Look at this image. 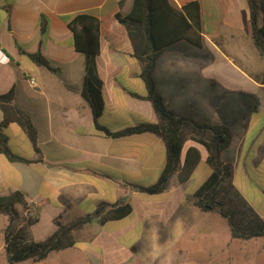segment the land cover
Masks as SVG:
<instances>
[{
    "label": "crops",
    "instance_id": "obj_1",
    "mask_svg": "<svg viewBox=\"0 0 264 264\" xmlns=\"http://www.w3.org/2000/svg\"><path fill=\"white\" fill-rule=\"evenodd\" d=\"M189 1L193 0H170L179 8ZM197 1L205 44L198 48L182 40L165 49L155 63L156 87L176 114L193 117L177 110L180 103L175 88H184L188 79H192V87L197 92L201 88L195 84V77L197 81L206 82L210 91L214 89L218 94L221 85L211 75H218L219 66L222 65L229 67L225 75L230 81L247 83L249 92H245L239 83H232L230 87L221 86L224 90L221 91L222 95L246 94L254 99L247 112L237 111L239 114L233 126L223 122L231 126L233 131V139L223 153V160L231 162L233 184L259 212L248 195L236 185L235 177L239 171L242 179L249 180L253 166L259 168L264 177V118L259 117L264 116V84L253 80L249 72L239 67L233 55L228 58L223 54L224 36L229 50L239 53L240 45L243 44L235 32L229 31V35H225L223 31L233 24L226 11L227 7L235 8L231 0ZM132 5L133 0H0V95L14 91L12 104L30 119L36 130L38 148V151L33 148L26 132L19 125L11 123L2 128L0 132L5 136L11 154L27 162L10 160L0 152V196L7 197L18 190L30 205L38 207V220L29 228L35 240L43 241L57 228L54 223L56 217L61 216V221L66 223L91 213L98 202L113 204L125 201L133 206V196L139 191L131 180L134 177L141 178L146 173L145 176L149 175L150 180L142 186H147L157 179L164 165V144L160 157L149 165L155 154L152 147L160 145L157 135L144 133L113 138L96 129L93 110L82 96L87 59L84 53L75 50L72 32L67 27V23L81 12L100 20V50L93 62L102 84L103 110L99 122L115 131L137 123L155 121L157 114L156 117L153 115L149 101L144 98L146 91L140 78V57L145 48V37L140 27L127 26L116 20V13L126 16ZM243 15L240 32L250 36L247 31L248 5ZM204 16H208L211 25V33L207 35L203 30ZM187 45L197 49L205 47V58L185 56ZM167 52L170 56H167L168 63L164 68L170 88L164 93L158 84L156 68ZM32 55L44 57L48 66L35 63ZM238 58L241 60V55ZM183 78L186 81H182ZM30 79L34 80L35 87L30 84ZM204 97L202 106L210 111L212 101L206 99V95ZM191 98L192 101L196 99L194 95ZM2 115L0 108V121ZM253 116L258 118L253 119ZM195 121L206 123L199 119ZM212 122L214 125L220 124ZM251 133L253 135L249 137ZM137 142L148 144L141 156L136 152ZM191 145H195L194 142L186 139L181 160ZM200 150L202 158L185 183H178L177 173L170 176L169 180L173 179L178 195L166 188L160 193L168 196L164 201H170L172 205L176 201H184L197 208L191 195L211 173V168L205 162L206 157L202 154L204 149L200 147ZM202 161L205 163L203 167L200 166ZM200 169H204L202 176L197 175ZM194 179L198 183L189 196L184 189ZM257 193L264 196V188ZM162 206L165 207L166 203ZM185 214L179 221L180 227L187 221ZM211 214L208 219L215 220ZM7 223V217L0 214V264H8L4 250V228ZM94 223L85 225L80 231ZM59 251L62 252H50L43 261L26 260L16 264H60L58 258L50 256ZM84 254L88 264L103 262L102 257L98 258L90 252Z\"/></svg>",
    "mask_w": 264,
    "mask_h": 264
},
{
    "label": "trees",
    "instance_id": "obj_2",
    "mask_svg": "<svg viewBox=\"0 0 264 264\" xmlns=\"http://www.w3.org/2000/svg\"><path fill=\"white\" fill-rule=\"evenodd\" d=\"M248 5V34L254 49L264 56V0H246ZM200 5L197 0L189 1L181 8L170 0H133L130 12L123 16L116 13V20L127 26H137L145 37L146 44L141 60L140 78L145 87L147 99L157 119L137 123L112 131L102 125L98 118L103 110L102 84L96 74L94 57L100 50V20L94 15L81 12L67 23L73 35L76 51L86 56V78L82 96L93 110V123L98 131L113 138H123L134 134L151 133L159 137L165 147L164 165L154 182L147 186H135L140 192L160 194L165 191L172 174L177 173L179 184L185 183L198 165L200 147L207 152L206 164L211 173L191 195L193 204L203 212H215L229 226L230 237L238 240L264 238V217L257 212L244 195L233 184L231 162L223 160V153L233 139L231 126L224 123L207 124L195 121L193 117L176 114L158 92L154 77L155 63L165 49L175 42L185 40L198 48L205 44L202 35ZM39 65H47L44 57L32 55ZM253 80L264 84V72L252 76ZM14 91L0 95V108L3 113L0 131L6 125L15 123L25 132L33 148L38 151L36 130L27 114L12 104ZM190 139L195 145L186 149L180 159L183 145ZM0 152L10 160H25L11 154L0 132ZM27 162V161H26ZM22 206V213L17 211ZM38 207L30 205L20 191L9 196H0V214L7 217L4 228V250L8 264L26 260L43 261L50 252L64 250L75 244L74 233L85 225L95 222L99 226L113 220H122L133 210L129 202L117 201L113 204L98 202L94 211L78 216L64 223L61 216L54 219L56 229L43 241L35 240L29 228L38 220Z\"/></svg>",
    "mask_w": 264,
    "mask_h": 264
},
{
    "label": "rangeland",
    "instance_id": "obj_3",
    "mask_svg": "<svg viewBox=\"0 0 264 264\" xmlns=\"http://www.w3.org/2000/svg\"><path fill=\"white\" fill-rule=\"evenodd\" d=\"M231 4L235 8L230 9L227 7L226 11L233 24L225 27L223 31L225 35H229V31L235 32L243 44L240 45L239 53L238 51L229 50L226 47L227 42L224 36L222 51L225 57L233 55L234 59L236 58L234 61L239 67L255 76L264 72V56H260L256 52L251 37L240 32L244 19L243 11L247 9V3L246 0H231ZM203 19V30L207 35L211 33L209 32L211 31L209 30L211 29L210 19L208 16H204ZM186 47L185 56L205 58V47L202 49H197V47L191 45ZM239 54L241 60L238 58L240 57ZM167 56H170L169 52L165 53L156 68L158 84L164 93L170 88L167 70L164 68L168 63ZM219 67L218 75L211 76H214L222 87L232 86L233 81H230L225 75V70L229 72V67L222 65ZM191 80L188 79L184 88H175L177 101L180 103L177 110L208 124L215 121L220 124L225 122L233 126L240 113L239 111L247 112L251 108L250 105L254 103L251 95L236 93L222 95L221 91L224 90L221 86H219L218 94L214 89L210 91V87L206 82L197 81L198 78L195 77V84L199 89L201 88L197 92L194 86L192 87L193 82ZM182 81H186V79L183 78ZM237 83L245 92L250 91V87L246 85L247 83L234 82L233 84ZM193 95L196 97L194 101L191 98ZM204 95L207 96L206 99L212 101L210 111H206L202 106V102L205 100ZM173 105L175 106L174 103ZM149 107L153 109L150 102ZM153 115L156 117L154 110ZM259 117L264 118V116ZM257 118L253 116V119ZM252 135L253 133L249 137H252ZM159 140L160 145L155 144L152 147L155 154L149 165H152L154 159L161 155L163 142L161 139ZM147 147L148 144L137 142L136 152L141 156L147 150ZM202 154L205 158L206 152L204 150H202ZM200 166H205V163L202 161ZM203 170L200 169L197 175L202 176ZM145 175L146 173L141 178L134 177L131 180L134 186H142L148 182L150 180L149 175ZM262 178L264 177H262L260 169L253 166L249 180L242 179L238 171L235 183L242 192L248 195L249 200L253 202L255 208L264 217V196L257 193L258 190L264 188V179ZM197 179L189 182L184 189L189 196L192 188L194 189L198 183ZM172 180L168 179L166 188L168 191L176 192ZM176 194L178 195V192ZM167 197L165 194L156 195L139 191V194L133 196L134 210L131 215L119 222H109L103 227L94 223L85 230H77L74 233L75 244L72 246L76 248H67L62 252L52 253L51 258H58L60 264H88L84 259V252H90L94 256L103 259L102 263L95 261L93 264H116V262L117 264H264V238L231 239L228 224L216 213L202 212L184 201H176L172 205L170 201L163 200ZM164 202L166 203L165 207L162 206ZM16 207L17 211L22 213V206L17 205ZM184 213H187L186 216L183 215L187 221L180 227L178 224ZM210 214L215 217V220L208 219ZM179 227L181 229H178ZM227 256L229 258L225 260Z\"/></svg>",
    "mask_w": 264,
    "mask_h": 264
},
{
    "label": "built area",
    "instance_id": "obj_4",
    "mask_svg": "<svg viewBox=\"0 0 264 264\" xmlns=\"http://www.w3.org/2000/svg\"><path fill=\"white\" fill-rule=\"evenodd\" d=\"M29 82H30V84H31L32 86H34V87L36 86V85H35V82H34V80H33V79H30V81H29Z\"/></svg>",
    "mask_w": 264,
    "mask_h": 264
}]
</instances>
